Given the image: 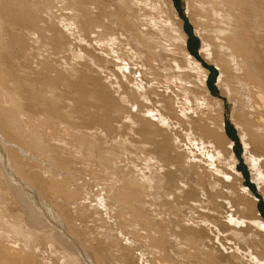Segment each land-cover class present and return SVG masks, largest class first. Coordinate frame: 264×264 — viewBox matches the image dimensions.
Instances as JSON below:
<instances>
[{
    "label": "bare ground",
    "instance_id": "obj_1",
    "mask_svg": "<svg viewBox=\"0 0 264 264\" xmlns=\"http://www.w3.org/2000/svg\"><path fill=\"white\" fill-rule=\"evenodd\" d=\"M185 1L200 51L218 69L219 92L212 96V71L189 52L191 37L173 0L154 4L168 8L171 40L181 43L182 62L196 73L194 80L176 76L178 85L171 75L166 94L155 83V70L129 67L131 49L120 38L129 39L127 34L112 32L105 43L89 36L100 29L89 15L94 0H0V264H240L237 253L224 254L220 234L244 241L253 239L252 229L258 236L253 246L263 249L257 254L249 246L247 261L264 264V216L238 172L243 165L225 119L227 99L243 157L264 197V0ZM152 19L151 26L163 27V21L157 26ZM106 22L114 29V21ZM30 26L49 37L51 57L35 60L28 46L32 38L23 32ZM141 35L149 56L158 51L162 58L172 49L171 43L159 49L149 32ZM59 46L69 55L58 52ZM110 57L120 65H109ZM118 71L125 80L117 78ZM174 87L193 95L197 115L176 108ZM112 88L120 89L117 97ZM84 120L100 128L86 127ZM187 124L202 133L201 144L214 149V159L201 150L198 158L192 150L200 143L191 137L183 148L184 138L174 128ZM110 131L113 140L106 143ZM201 159L206 177L198 171ZM216 161L225 168L211 167ZM216 186L232 190L230 201L238 207L228 221L215 202L226 189ZM161 192L171 205H162ZM201 208L206 212L199 213ZM118 249L124 252L115 254Z\"/></svg>",
    "mask_w": 264,
    "mask_h": 264
},
{
    "label": "rangeland",
    "instance_id": "obj_2",
    "mask_svg": "<svg viewBox=\"0 0 264 264\" xmlns=\"http://www.w3.org/2000/svg\"><path fill=\"white\" fill-rule=\"evenodd\" d=\"M42 1H48V0H42ZM94 1H95V12H94V10H92V13H89V15H92V18L94 19L95 24L97 23L96 21L99 22V24H100L99 28L100 29H97V31H96L93 28H87V29H93L89 33V36L91 38L98 39V40H100V42L105 43L108 40V37L113 35V34H111L112 32H116V33L123 32V33L127 34L129 36V39H128V37H125L124 35H122V36L120 35V38H121V40L127 41L128 44L125 45V47H129L131 49V52L129 55H131L133 58L131 57L132 61L129 63V67L133 71L140 68V67H142L144 71H147L149 69H153V71L155 70L156 73L158 74L157 75L158 80H156L155 83L160 84V87L162 88L163 94H166V91H164L163 87L165 85H167L168 82L171 80L170 79L171 75L174 78H176V76H178L181 78V80L186 79L187 77H189L190 80H194L193 74L196 73V69L193 68L192 66L187 65V63L182 62L181 43L176 44V42L171 40L170 36H171V34H173V32L169 27L170 22L168 20L173 21V19L171 16L168 15L167 12H165L168 9L166 6L163 5L161 8L159 3L154 4L157 0L156 1L147 0L149 2L148 3L146 1L147 5L144 2H141L138 5H133L129 0H122L119 3H117L118 1H116V0H94ZM159 1L164 2V0H159ZM173 1H174V6L176 7V10L179 12V15L182 18V21H183L182 24H184L183 26H184L186 32L189 33V35L191 37L190 40H188V38H187V40L189 42V43L187 42L188 48L190 50L189 52L192 55L197 57V60L203 65V67H205L206 69H209V70L211 69L210 71H212L211 76H210V81H209L210 83H209V87H208V94L210 96H212L213 95L212 92H214V93L219 92L218 88L216 86L218 69L215 66V64H213V63L211 64L209 62V59H207L205 57V54L202 51H200L201 39H200L198 33L196 32V28H195L194 23L192 22V20H190V18L187 16V13L185 12L186 1L185 0H173ZM155 6L158 10L156 12H154L155 10L154 11L151 10V9H154ZM158 12H161L162 16H159L158 14H160V13H158ZM64 13H65L64 14L65 16H67V17L69 16V12L64 11ZM156 13H158V14H156ZM113 14L115 15L116 18H114L112 16ZM97 16H100V17L98 18ZM70 17H71V14H70ZM151 17H153L151 22L157 24V26L159 24H162L161 22L163 21L164 22L163 27L151 26V24L148 23ZM92 18H90V19H92ZM105 20L108 22L114 21V24L112 23V26L114 27V29H110L108 27L109 24ZM15 31L22 33V29L20 27H16ZM23 32H28L32 38V41L28 42V46L32 48V53L34 55L35 60L40 61L41 58L45 57V56L51 57V50L53 49V46H48L49 44H51V41L49 40V37H44L43 29H41V28L37 29V28L30 26V27H27L26 29H23ZM145 32H149L153 36H155V40L157 43V45L156 44L155 45L158 46L159 49L165 45L167 46V44H170V43H171V45L168 48H172V49H168L169 52L163 51L162 58L157 57L158 51L156 53H152V56H149L147 54V52L145 51V49H143L141 47V45H140L141 42L139 41V38H141V36H142L141 34L145 33ZM25 37H27V36H25ZM172 44H174V45H172ZM60 47H63V46H59L58 47L59 49H57V51L61 52V53H65L66 50L64 48H60ZM88 47L92 48L91 51H93L94 53L95 52L99 53V51H100V48L99 47H97V48L93 47V44L91 42L88 43ZM64 55L68 56L69 53L67 52ZM113 59L114 58H111V57L109 58V60H111V61ZM48 60H49V58H48ZM176 60L178 61L177 63H179V64L183 63V65H185V67H177L176 66ZM113 61H112V63L107 61V63L109 65L110 64L111 65H120V63L117 62L120 60L114 59ZM107 73H108V70H107ZM120 73L122 74L121 76H120ZM110 74H112V73H110ZM117 74H119V75H117V78L121 77L123 80H125L123 73L121 71ZM135 75L137 76V74H135ZM148 76H149V78H151V76L149 74H148ZM112 78L113 77H110V79L112 81H116L115 76L113 79ZM131 78H133V77H131ZM106 80L108 81L109 78H107ZM177 80L180 82V79L176 78V83L178 85L179 82H177ZM189 84H191V83L188 82L186 85H189ZM113 86H115V83L113 84ZM174 89H176L177 95L179 94L177 96V99H176V108L180 111H183L185 114H188V115L189 114H192V115L196 114L197 115L198 113H195L194 111H197L200 107L197 108L195 106V104H197L196 99L194 100L193 98L189 97V95L191 96L192 94H189V95L186 93L183 94L184 93L183 91L177 92V90H179V89H177V87L176 88L174 87ZM110 90H111V87H110ZM64 91L68 96H70L68 89L66 87H65ZM118 91H120V89H118L117 91L115 89H113V91H111V93H113V96L117 97L116 94L118 95V93H119ZM194 92H196V91H192L193 94H195ZM196 96H198V95H196ZM225 100L227 103V108L225 109V119H226V123H227L226 129L228 130L230 138L232 139V142H233L234 148L232 150L234 151L236 157H238V156L240 157V161L242 162L240 164L243 165L242 169H240V166L237 162L238 172L243 173V175L245 176V181H244L245 185H250L252 188L251 190L256 194V196L258 198L257 205L259 206V212L261 213V215L264 216V197H263V194L258 190L257 184L253 180L254 175H252V172L250 170V166L248 165V163L246 162V160L243 157L244 144L242 142L240 133L238 132L237 127L235 126L234 121L232 122L230 119V112H231L232 104L227 99H225ZM87 103L84 102V104H87ZM198 104H200V100H199ZM209 114H211V113H209ZM118 120L117 119L115 120V124ZM84 121H85V125H87L86 127L98 126L96 128H100L97 123H95L94 125H91V124H89L88 121L87 122H86V120H84ZM120 121H123L122 118L118 122H120ZM119 126H122V125L119 124ZM188 126H190V125L187 124V126H185V125L184 126H176V129L174 128V130H176V131L178 130V133L181 136V138H182V136L184 138V141H185L184 143L186 144V146L184 144L183 148L186 147V149H187V142L191 141L190 139H188V137H191V139L195 140L196 143L197 142L200 143L199 146H195V147L193 146L194 147L193 150L191 149L194 153L196 152L197 156H199L198 158H200V156L202 157V154H205V155L207 154V156L209 158L210 157L213 158L212 156L214 154V149L213 148L211 149L210 147H207V146L205 148L206 142L204 143V145L201 144L203 137L202 138H200V137L202 136L201 135L202 133L199 134V132H200L199 130L192 129ZM185 128L189 131H186ZM194 130L198 131V132H196L197 134L195 133ZM119 132H120V134H123V135L125 134L124 129L123 130L120 129ZM188 132L189 133L191 132L190 134H192V135H190V134L186 135ZM66 134H68V132ZM105 134H106V143H111V141L113 140V135H112L111 131L108 133L106 132ZM194 134L196 135V137ZM203 140H204V138H203ZM206 145H209V144H206ZM188 146L191 148V144L188 143ZM220 147L222 149H224V151H226L225 150L226 146L224 144H222ZM237 147H238V149H237ZM235 149H237L238 151L236 152ZM128 152H132V150L128 149ZM200 153H202V154H200ZM164 158L167 159V157H164ZM124 160L129 162V160L126 158H124ZM230 161H232V159H230ZM204 162L205 161L203 159H201L199 162L201 164L199 166H201V165L203 166ZM217 165H219V166L224 165L223 168H225L224 162L223 163H217V161H216V164L212 165L211 167H214V169L217 168V170L218 169L220 170L222 168V166L219 167ZM208 167H210V166H208ZM141 168L142 167L140 165L137 166V169H141ZM196 168H198V167H196ZM200 169L201 170L204 169V170H202L203 173L201 170H198L199 174H201V175L203 174L206 177L207 172H205L204 166L200 167ZM195 170H197V169H195ZM230 182H233V180H230ZM216 187L218 189H221V190L226 189L223 186H222L223 189L220 186H216ZM216 187H215V189L217 190ZM170 191H172V189H170ZM218 192H220V190ZM226 192L228 195H226ZM221 193L224 194L225 196L224 195L222 196ZM220 194H221L220 195L221 197L218 195L219 196L218 200H217V197H215V202H217V203L219 202L220 204H222V206L220 207V210L222 212V218H224L225 221H228L231 213L233 215H235V212L237 211L236 212V214H237V213H239V211L237 209H235L237 206L233 205L234 203H231V201H230V198H231L230 195L232 196V190L230 191V190L226 189L225 191L220 192ZM160 200H161V203L163 206L171 205V203L167 200V197L165 196L164 192H161ZM228 201H230V202H228ZM192 204L193 203L190 202L188 205H192ZM184 207H187V205H184ZM202 210H203V212H201ZM200 212L201 213L206 212L205 208H201L199 213ZM243 212H244V210H243ZM247 212L249 213V209L245 211L246 215L248 214ZM242 215H243V213H242ZM250 216L251 215L248 214L247 218H251ZM172 218L174 220H176V214L172 215ZM251 222L253 223L252 220H251ZM235 224L242 226L241 224H243V223L242 222H236ZM248 231H249L248 235H250L251 238L258 240V238H257L258 236L257 235L255 236L252 234L253 229L248 230ZM226 233H228V232H224L223 235L220 234V238L222 239V241H220L221 243L218 242V244H220V246H221L220 248L222 249L223 252H225L224 253L225 255L237 253L236 255L239 258L240 264H250V263H248L249 261H247V258H246V255L248 254V252L246 250L249 246H251L252 247L251 249L253 251H255V253H257V254H260L261 250L263 249V247H261V246H259V248H257V247L255 248L253 246V241H254L253 239L238 241L239 239L234 238L231 235L226 234ZM256 234H258V233L256 232ZM254 237H256V238H254ZM236 247H240V249L236 251ZM123 252L124 251L122 249H118V250L114 251V253L117 255H119L120 253H123Z\"/></svg>",
    "mask_w": 264,
    "mask_h": 264
}]
</instances>
